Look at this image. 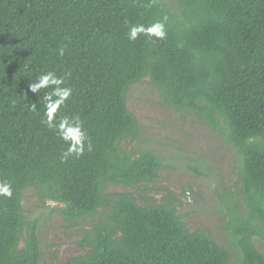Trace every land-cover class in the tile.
<instances>
[{"label":"trees","instance_id":"obj_1","mask_svg":"<svg viewBox=\"0 0 264 264\" xmlns=\"http://www.w3.org/2000/svg\"><path fill=\"white\" fill-rule=\"evenodd\" d=\"M158 21L164 39H128L131 25ZM46 71L67 74L73 90L57 121L83 122L91 150L78 157L62 159L68 144L43 122L47 90L29 91ZM145 78L236 152L229 245L189 230L169 192L108 191L154 184L164 167L153 150L122 146L139 136L126 94ZM0 181L13 189L0 197V264L42 262L39 221L24 216L29 188L82 226L83 253L65 264H264L254 246H264V0H0Z\"/></svg>","mask_w":264,"mask_h":264},{"label":"rangeland","instance_id":"obj_2","mask_svg":"<svg viewBox=\"0 0 264 264\" xmlns=\"http://www.w3.org/2000/svg\"><path fill=\"white\" fill-rule=\"evenodd\" d=\"M126 105L139 123V136L134 141H123V148L135 155L153 150L164 167L154 184L136 189L110 186L108 191L150 193L158 201L169 192L189 230H201L211 234L217 243L229 245L226 204L229 200L236 206L241 203L237 194L240 162L236 152L220 131L186 111L166 105L148 78L128 88ZM59 205L51 201L41 203L31 188L24 192L25 218L39 221L41 264H65L69 258L83 253L77 245L82 226L66 225L54 211ZM254 246L264 253L259 241L254 240ZM232 254L236 256L234 250ZM232 264H236L234 259Z\"/></svg>","mask_w":264,"mask_h":264},{"label":"clouds","instance_id":"obj_3","mask_svg":"<svg viewBox=\"0 0 264 264\" xmlns=\"http://www.w3.org/2000/svg\"><path fill=\"white\" fill-rule=\"evenodd\" d=\"M140 35L148 38L164 39L167 35L165 24L155 22L149 26L143 24L131 25L128 31V39L135 41ZM64 54V49H60V55ZM66 75H58L54 71L42 72L36 77V80L29 84V91L37 93L46 89L43 101L45 105L46 119L45 125L57 132L59 137L68 144L62 159L70 156H80L84 153L85 146L91 150V142L88 140L86 131L83 128V122L77 116H61L57 121V113L66 104L72 96L73 90L65 85ZM32 111H36V105L31 106ZM13 195L12 185L6 181H0V197L11 198Z\"/></svg>","mask_w":264,"mask_h":264}]
</instances>
